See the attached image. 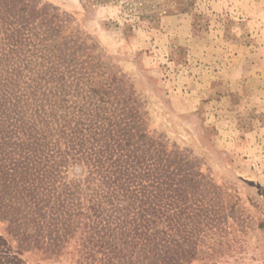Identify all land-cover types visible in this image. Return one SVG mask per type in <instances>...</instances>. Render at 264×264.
I'll return each mask as SVG.
<instances>
[{"label":"rangeland","instance_id":"obj_1","mask_svg":"<svg viewBox=\"0 0 264 264\" xmlns=\"http://www.w3.org/2000/svg\"><path fill=\"white\" fill-rule=\"evenodd\" d=\"M0 1V264H264V0Z\"/></svg>","mask_w":264,"mask_h":264},{"label":"trees","instance_id":"obj_2","mask_svg":"<svg viewBox=\"0 0 264 264\" xmlns=\"http://www.w3.org/2000/svg\"><path fill=\"white\" fill-rule=\"evenodd\" d=\"M3 5H4V4L2 3V1H0V10L3 9V7H2ZM9 23H10V22H9ZM42 179H43V178H41V180H42ZM147 225H148L147 222H145V223H143L140 227H143V229H144V227H146ZM203 232H204L203 234H205V236H206V231L204 230ZM151 233H153V232H151ZM148 239H149V240H152V236H147L146 241H144V243H143L145 246H149V245H148ZM135 244H136V243H135ZM149 244H150V242H149ZM156 244H157V243H154V245L150 244V246H149L148 249H147V252L150 253V254H148V255H153V256H157V257H158V256H161L160 253H159V247H158ZM168 249H169V248H168ZM170 251H171V250H167V249H166V251H165V252H166V255H165L166 257H168V255H167L168 252H169L168 254H170ZM194 251H196V250H194ZM145 257H146V256H145Z\"/></svg>","mask_w":264,"mask_h":264}]
</instances>
